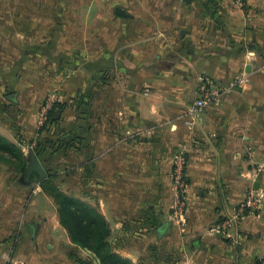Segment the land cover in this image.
<instances>
[{
  "label": "crops",
  "instance_id": "crops-1",
  "mask_svg": "<svg viewBox=\"0 0 264 264\" xmlns=\"http://www.w3.org/2000/svg\"><path fill=\"white\" fill-rule=\"evenodd\" d=\"M204 77L236 86L190 128ZM0 135L114 243L131 232L135 264H264V0H0ZM20 175L0 161V264H76L53 199ZM251 189L260 208L218 230Z\"/></svg>",
  "mask_w": 264,
  "mask_h": 264
},
{
  "label": "trees",
  "instance_id": "trees-1",
  "mask_svg": "<svg viewBox=\"0 0 264 264\" xmlns=\"http://www.w3.org/2000/svg\"><path fill=\"white\" fill-rule=\"evenodd\" d=\"M56 103V102H55ZM47 105V104H45ZM59 104H52L47 110L46 122L37 130L36 151L41 155L45 151L46 141L41 140L59 113ZM0 161L9 165L12 170L22 174L26 179L38 178L42 191L51 197L57 206L61 225L68 232L76 246L71 258L76 264H135L129 257L119 253L113 240L110 224L100 210L81 198L62 190L52 174L41 178L37 173L27 175L29 159L21 148L0 135ZM77 251H88V258H82Z\"/></svg>",
  "mask_w": 264,
  "mask_h": 264
},
{
  "label": "built area",
  "instance_id": "built-area-1",
  "mask_svg": "<svg viewBox=\"0 0 264 264\" xmlns=\"http://www.w3.org/2000/svg\"><path fill=\"white\" fill-rule=\"evenodd\" d=\"M236 82H231L227 85L218 83L217 81L204 77L202 79L201 86V97L194 103V105L188 109L187 118L185 119L186 125L190 128L196 127L200 124L201 114L203 110L214 103L221 100L224 94L230 93L235 89ZM48 106L44 107L41 111L38 129L44 125L47 117ZM173 178L174 184L177 189V193L180 199L181 206L184 205V197L188 189V181L186 177V169L188 164V158L185 151L178 152L173 160ZM261 206V198L255 194L254 190H249L247 192L246 198L237 208L235 214L222 223L217 229H226L233 225L235 221L243 218L249 211L257 210ZM182 209V207H181ZM18 264V263H12Z\"/></svg>",
  "mask_w": 264,
  "mask_h": 264
},
{
  "label": "rangeland",
  "instance_id": "rangeland-1",
  "mask_svg": "<svg viewBox=\"0 0 264 264\" xmlns=\"http://www.w3.org/2000/svg\"><path fill=\"white\" fill-rule=\"evenodd\" d=\"M12 12V16H14V9L13 10H9ZM22 176V175H20ZM34 178L32 180H28L25 177L22 176V178L24 179V183L25 184H35L38 183V178L36 176H33ZM115 244H116V249L119 253H123L126 255H130L131 257V232H126L122 235H120V237H115ZM69 249L66 248V252H68ZM75 251L74 249L69 251V255L71 256L72 252ZM79 256L82 258H88L90 253L88 251H77ZM89 255H88V253Z\"/></svg>",
  "mask_w": 264,
  "mask_h": 264
},
{
  "label": "water",
  "instance_id": "water-1",
  "mask_svg": "<svg viewBox=\"0 0 264 264\" xmlns=\"http://www.w3.org/2000/svg\"><path fill=\"white\" fill-rule=\"evenodd\" d=\"M195 0H185L187 4L193 3ZM116 13L120 16H126V13L123 9H117ZM251 66L247 67V72H250ZM33 173H37L41 178H45L47 176L45 170L42 168L37 157H33L31 162L29 163L28 169L26 171L27 175H31Z\"/></svg>",
  "mask_w": 264,
  "mask_h": 264
}]
</instances>
